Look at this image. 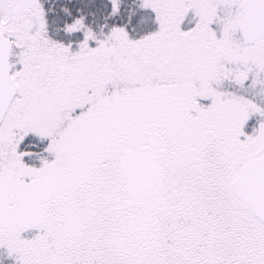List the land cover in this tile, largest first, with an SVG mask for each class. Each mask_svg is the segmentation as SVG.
<instances>
[{"label": "snow or ice", "instance_id": "6c2138e0", "mask_svg": "<svg viewBox=\"0 0 264 264\" xmlns=\"http://www.w3.org/2000/svg\"><path fill=\"white\" fill-rule=\"evenodd\" d=\"M0 264H264V0H0Z\"/></svg>", "mask_w": 264, "mask_h": 264}]
</instances>
